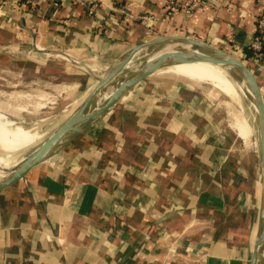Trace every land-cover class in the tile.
I'll return each instance as SVG.
<instances>
[{
    "label": "crops",
    "instance_id": "obj_1",
    "mask_svg": "<svg viewBox=\"0 0 264 264\" xmlns=\"http://www.w3.org/2000/svg\"><path fill=\"white\" fill-rule=\"evenodd\" d=\"M170 1L39 0L22 13L23 0H3L0 68L61 64L72 77L62 92L78 106L96 84L78 63L100 76L133 46L166 35L243 60L264 8V0H200L192 16L168 15ZM248 66L264 97V61ZM155 75L2 192L0 264L250 263L261 187L257 194L250 168L231 156L228 133L208 125L209 110L193 106L203 98L184 81L160 90ZM8 160L16 159L0 165Z\"/></svg>",
    "mask_w": 264,
    "mask_h": 264
},
{
    "label": "water",
    "instance_id": "obj_2",
    "mask_svg": "<svg viewBox=\"0 0 264 264\" xmlns=\"http://www.w3.org/2000/svg\"><path fill=\"white\" fill-rule=\"evenodd\" d=\"M25 0L21 12L24 13ZM22 25L25 27L24 20ZM36 51V41L34 42ZM75 62L71 56L63 55ZM80 62V61H79ZM208 63L227 68V72L247 92L257 121V139L261 164L260 216L249 264H264V97L254 71L240 58L206 41L184 35H166L139 43L126 51L104 74L98 75L83 63L85 72L95 78L96 84L86 98L25 160L4 173L8 179L0 185L2 192L23 180L35 167L45 163L64 150L89 125L116 106L135 86L161 71L179 65Z\"/></svg>",
    "mask_w": 264,
    "mask_h": 264
},
{
    "label": "rangeland",
    "instance_id": "obj_3",
    "mask_svg": "<svg viewBox=\"0 0 264 264\" xmlns=\"http://www.w3.org/2000/svg\"><path fill=\"white\" fill-rule=\"evenodd\" d=\"M230 54L235 56L234 52ZM5 60L7 59L3 53H0V63ZM77 70L82 72L81 69ZM67 73L63 65L56 63L49 69L39 72L32 68L23 70L21 66L16 71L10 72L0 68V104L2 105L0 112L5 120L30 129L33 133L37 132L41 136L33 146L13 153L11 157L16 160H8L6 167L0 165V176L4 174L5 168L19 163L18 159L28 156L36 149L76 108L77 104H73V100L62 92L61 86L72 78ZM183 81L208 104L212 124L218 126L221 132L228 133L229 141L226 143L227 146L232 145L229 151L231 156L245 168H250L251 178L256 182L257 194H259L261 164L256 132L257 121L251 101L244 96L242 102L235 103L209 84H197L165 73L155 75L150 85L156 84L160 90H167L172 83ZM239 118L247 120L251 131L249 140L245 142L234 132L233 125ZM0 155H3L1 151Z\"/></svg>",
    "mask_w": 264,
    "mask_h": 264
},
{
    "label": "bare ground",
    "instance_id": "obj_4",
    "mask_svg": "<svg viewBox=\"0 0 264 264\" xmlns=\"http://www.w3.org/2000/svg\"><path fill=\"white\" fill-rule=\"evenodd\" d=\"M160 73L173 75L174 77L183 78L197 84H209L213 86V88H216L221 93L225 94L235 103L242 102L241 100L244 98L245 92H247L243 84L236 82V80L227 72V68L220 65L208 63L179 65L167 68ZM0 106L2 105L0 104ZM233 128L234 132H236L240 139L243 141L249 140L251 131L245 118L237 119ZM40 138L41 136L37 132L33 133L30 129L21 125H15L12 121L5 120L4 115L0 112V151L4 155H0V159H15L11 157L13 153L28 149L37 143ZM26 157L27 156L21 157L18 159V162H22L26 159ZM2 175L6 174L4 173ZM7 179L8 177L4 181L0 182V185L4 184Z\"/></svg>",
    "mask_w": 264,
    "mask_h": 264
},
{
    "label": "built area",
    "instance_id": "obj_5",
    "mask_svg": "<svg viewBox=\"0 0 264 264\" xmlns=\"http://www.w3.org/2000/svg\"><path fill=\"white\" fill-rule=\"evenodd\" d=\"M29 4L31 5L30 12L35 13L36 9L35 5H39V0H26L25 5ZM53 6L58 7L59 3L57 1H53ZM3 5V0H0V7ZM85 5V4H83ZM201 6L200 0H183L182 2L180 0H171L169 2V14H175L179 10H183L186 15L192 16L194 11H196ZM87 14L90 16H93L97 10V5H87ZM142 19L148 20L149 17H143ZM259 32H264V8L260 14V17L257 22V31L250 42L249 48L253 52L252 58L249 59V63L253 64H260L264 59V36L259 35Z\"/></svg>",
    "mask_w": 264,
    "mask_h": 264
},
{
    "label": "trees",
    "instance_id": "obj_6",
    "mask_svg": "<svg viewBox=\"0 0 264 264\" xmlns=\"http://www.w3.org/2000/svg\"><path fill=\"white\" fill-rule=\"evenodd\" d=\"M38 7H39V5L38 4H36L35 5V8L34 9H36V11L38 10ZM26 8H27V12H30V8H31V5H29V4H26ZM259 35H263L264 36V32H259ZM252 56H253V52H252V50L248 47L247 48V50H245V56H244V58H243V61L248 65V61H249V59L250 58H252ZM264 59V58H263ZM264 61V60H263ZM193 106L195 107V108H198V110H199V108L201 109V110H203V111H205V110H207L208 109V104L205 102V100H201V99H196L195 101H193ZM207 119H208V125L210 126L211 124L210 123H212V121H211V118H210V115L208 116L207 115ZM196 125V122H193V125ZM213 125V124H212ZM191 126V125H190ZM202 126V125H201Z\"/></svg>",
    "mask_w": 264,
    "mask_h": 264
}]
</instances>
